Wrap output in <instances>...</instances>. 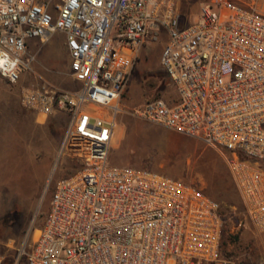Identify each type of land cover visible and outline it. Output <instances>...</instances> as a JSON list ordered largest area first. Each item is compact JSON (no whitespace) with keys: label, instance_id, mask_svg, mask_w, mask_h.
Instances as JSON below:
<instances>
[{"label":"built area","instance_id":"obj_1","mask_svg":"<svg viewBox=\"0 0 264 264\" xmlns=\"http://www.w3.org/2000/svg\"><path fill=\"white\" fill-rule=\"evenodd\" d=\"M161 30L160 66L177 101L147 100L132 114L218 152L243 205L235 229L264 233V15L214 0L182 25L177 0H0V75L12 86L32 75L20 102L37 116L68 114L60 156L80 163L56 182L43 225L19 251L25 264H237L221 254L217 200L108 161L137 51ZM57 32L75 89L33 67L29 42Z\"/></svg>","mask_w":264,"mask_h":264},{"label":"rangeland","instance_id":"obj_2","mask_svg":"<svg viewBox=\"0 0 264 264\" xmlns=\"http://www.w3.org/2000/svg\"><path fill=\"white\" fill-rule=\"evenodd\" d=\"M214 0H177L180 23H194L205 3ZM243 9L264 15V0H231ZM167 34L158 40L148 37L137 51V61L122 101L123 112L116 118L108 161L112 166L145 169L192 184L217 200L227 216L221 237V254L237 264H264V245L252 228L237 231L243 205L232 176L215 150L200 140L178 134L163 126L147 123L132 109L147 100L161 98L167 104L177 101L174 86L160 66ZM34 50H40L34 69L44 79L65 89H73L67 51L61 49L59 32ZM56 51L57 64L48 53ZM33 80L25 74L17 85L0 75V264H25L19 251L33 229L40 228L48 212L52 191L59 179L74 173L80 163L60 156V146L69 117L54 112L42 117L20 102L23 86Z\"/></svg>","mask_w":264,"mask_h":264},{"label":"crops","instance_id":"obj_3","mask_svg":"<svg viewBox=\"0 0 264 264\" xmlns=\"http://www.w3.org/2000/svg\"><path fill=\"white\" fill-rule=\"evenodd\" d=\"M60 33V32H59ZM62 34V33H61ZM63 35V45H62V48L61 49H63V50H66L67 51V48H66V45H65V36H64V34H62ZM37 41H30L29 42V49H30V51H32V52H35L36 54H40L41 53V51L38 49V50H34V48H36V46H37V43H36ZM49 55H50V57H52L53 58V60L55 61V63L57 64L58 62H57V60L55 59V57L54 56H56L55 54H56V51H52V52H50V53H48ZM67 55H68V51H67ZM69 64H70V58H69V55H68V65H64L63 66V69H67L68 71H69ZM72 80V79H71ZM72 82H73V84H74V88L73 89H75V88H77L78 86H79V83L78 82H76V81H74V80H72ZM259 241H260V243L261 244H263L264 245V235L262 236V237H260L259 238Z\"/></svg>","mask_w":264,"mask_h":264},{"label":"trees","instance_id":"obj_4","mask_svg":"<svg viewBox=\"0 0 264 264\" xmlns=\"http://www.w3.org/2000/svg\"><path fill=\"white\" fill-rule=\"evenodd\" d=\"M221 214L223 215V218H224V229H225L227 222H229L232 219L234 212H230V214L227 216V214L224 212V210L221 206ZM224 229H223V232H224Z\"/></svg>","mask_w":264,"mask_h":264}]
</instances>
